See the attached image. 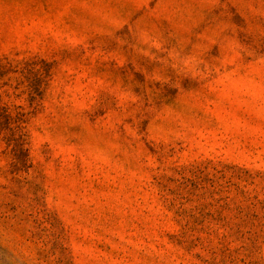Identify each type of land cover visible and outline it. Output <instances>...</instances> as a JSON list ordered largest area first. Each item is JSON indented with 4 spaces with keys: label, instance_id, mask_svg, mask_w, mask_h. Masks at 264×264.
Returning <instances> with one entry per match:
<instances>
[{
    "label": "rangeland",
    "instance_id": "rangeland-1",
    "mask_svg": "<svg viewBox=\"0 0 264 264\" xmlns=\"http://www.w3.org/2000/svg\"><path fill=\"white\" fill-rule=\"evenodd\" d=\"M3 57L0 264H264V0H0Z\"/></svg>",
    "mask_w": 264,
    "mask_h": 264
},
{
    "label": "trees",
    "instance_id": "trees-1",
    "mask_svg": "<svg viewBox=\"0 0 264 264\" xmlns=\"http://www.w3.org/2000/svg\"><path fill=\"white\" fill-rule=\"evenodd\" d=\"M0 63L4 75L10 73L20 75L16 85L9 82L12 78L5 83L8 88L4 94L15 96L27 94L30 100V110L25 109L22 105H16L14 110H11L7 105L0 106V138L9 145L14 144L15 148L23 153L28 136L27 125L31 116L37 111L39 100L43 96L42 84L35 78L36 72H38V70L35 72L36 63L14 62L8 57L0 58Z\"/></svg>",
    "mask_w": 264,
    "mask_h": 264
}]
</instances>
